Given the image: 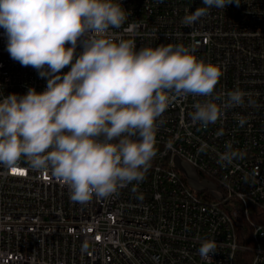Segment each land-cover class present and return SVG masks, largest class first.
Here are the masks:
<instances>
[{"label":"built area","instance_id":"obj_1","mask_svg":"<svg viewBox=\"0 0 264 264\" xmlns=\"http://www.w3.org/2000/svg\"><path fill=\"white\" fill-rule=\"evenodd\" d=\"M113 2L128 13L121 28L109 30L114 40L132 39L136 50L183 44L220 68L219 82L211 96L170 103L157 118L156 155L144 178L109 197L74 202L51 170L34 171L23 158V175L0 165V264H264V0L212 7L191 27L183 17L206 7L203 0ZM7 43L0 27V100L45 91L47 77L13 60ZM83 50L78 40L74 60ZM70 70L71 64L59 74ZM235 90L244 94L242 105L222 108L215 123L193 124L196 103L221 106ZM228 143L243 159L219 161ZM175 156L222 198L191 188ZM205 239L217 242L207 261L198 253Z\"/></svg>","mask_w":264,"mask_h":264},{"label":"clouds","instance_id":"obj_2","mask_svg":"<svg viewBox=\"0 0 264 264\" xmlns=\"http://www.w3.org/2000/svg\"><path fill=\"white\" fill-rule=\"evenodd\" d=\"M233 2L240 4L203 0L206 7L185 15L182 24L191 27L210 8ZM127 19L113 0H0L10 57L47 77L41 93L30 88L23 96L0 100V165L12 172L23 158L34 171L51 170L79 203L94 195L109 197L144 178L156 155L157 118L178 97L211 96L222 72L197 60L194 49L183 44L136 50L132 39L114 40L109 30ZM78 40L84 50L74 60ZM70 64L71 70L60 75ZM243 103L244 94L235 90L221 106L196 103L189 115L193 124L207 126L221 117L222 108ZM206 149L204 144L199 151ZM226 149L220 162L243 159L231 143ZM216 251L217 242L209 239L198 249L206 261Z\"/></svg>","mask_w":264,"mask_h":264},{"label":"water","instance_id":"obj_3","mask_svg":"<svg viewBox=\"0 0 264 264\" xmlns=\"http://www.w3.org/2000/svg\"><path fill=\"white\" fill-rule=\"evenodd\" d=\"M173 164L184 174L191 188L199 192L208 191L216 199L222 198V195L218 193L216 186L208 180H200L195 169L189 163L175 156L173 158Z\"/></svg>","mask_w":264,"mask_h":264},{"label":"snow or ice","instance_id":"obj_4","mask_svg":"<svg viewBox=\"0 0 264 264\" xmlns=\"http://www.w3.org/2000/svg\"><path fill=\"white\" fill-rule=\"evenodd\" d=\"M12 172L16 173V174H21V175L25 174L23 169H13ZM97 238H99V237H97Z\"/></svg>","mask_w":264,"mask_h":264},{"label":"trees","instance_id":"obj_5","mask_svg":"<svg viewBox=\"0 0 264 264\" xmlns=\"http://www.w3.org/2000/svg\"><path fill=\"white\" fill-rule=\"evenodd\" d=\"M199 177L202 178V179L204 178L202 175H199Z\"/></svg>","mask_w":264,"mask_h":264}]
</instances>
